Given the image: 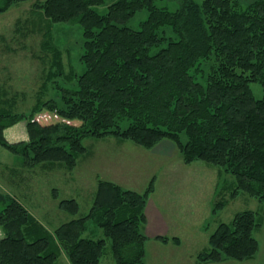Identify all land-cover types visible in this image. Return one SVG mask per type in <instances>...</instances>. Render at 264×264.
Returning <instances> with one entry per match:
<instances>
[{"label":"trees","instance_id":"obj_1","mask_svg":"<svg viewBox=\"0 0 264 264\" xmlns=\"http://www.w3.org/2000/svg\"><path fill=\"white\" fill-rule=\"evenodd\" d=\"M27 1L0 0V14ZM105 1L45 0L36 6L52 23L83 27L85 71L65 76L55 55L59 73L51 72L47 83L62 76L76 86L55 82L58 99L38 100L28 115L12 112L10 101L0 105V145L26 166L63 163L72 170L88 137L125 139L149 149L168 139L186 164L202 161L235 177L232 200L247 194L264 204V0H179L176 11L154 0H116L100 14L95 8ZM144 10L148 18L141 28L129 27ZM253 84L262 88L261 98ZM43 110L59 121L32 122ZM23 120L29 142L10 144L5 130ZM154 183L140 194L99 181L86 216L75 218L77 200L60 202L74 218L53 233L21 202L0 194V264H56L63 253L71 264H100L108 245L116 264H145L146 208ZM91 223L104 237L96 236ZM261 227L259 213L236 214L210 235L199 262L254 259V233Z\"/></svg>","mask_w":264,"mask_h":264},{"label":"rangeland","instance_id":"obj_2","mask_svg":"<svg viewBox=\"0 0 264 264\" xmlns=\"http://www.w3.org/2000/svg\"><path fill=\"white\" fill-rule=\"evenodd\" d=\"M154 1L160 8L170 11H176L180 6L179 0ZM44 2L29 0L0 14V105L10 101L15 113L28 115L38 100L47 103L58 99L55 82L59 87L76 86L73 81L67 83L62 76L47 83L51 72L59 73L55 55L61 56L58 62H61L65 76L71 72L77 76L85 71L81 61L85 44L83 27L50 22L36 8ZM114 2L116 0H106L95 9L106 14ZM147 18L146 10L139 12L128 26L139 30ZM48 43L51 49L47 48ZM252 86L255 95L261 98L260 85ZM31 121L51 125L59 119L43 110ZM27 123L23 120L9 128L12 130L6 132L9 130L6 129V140L10 144L29 142ZM83 144L86 152L72 170L63 163L26 166L23 157L0 145V194L21 202L47 231L53 233L74 218L59 208L62 200H77L80 211L75 218H80L89 214L99 181L112 182L142 194L155 179L154 192L147 205L159 211L156 221H161L164 227L158 229L146 224L145 264H204L199 262L198 256L209 248L210 235L221 223L232 222L236 214L243 211L259 213L262 223L254 233L259 241L256 257L245 262L229 260L206 264H264V204L247 194L232 200L230 195L236 187V178L231 174L202 161L186 164L178 146L168 139L151 149L114 137H88ZM222 201L226 202L225 207L216 210ZM90 226L98 238L104 237L100 228L92 223ZM159 234L169 238V242L154 238ZM4 236L5 232L0 228V238ZM173 238H178L180 243L174 242ZM109 250L100 264H116ZM56 264L71 263L63 253Z\"/></svg>","mask_w":264,"mask_h":264},{"label":"crops","instance_id":"obj_3","mask_svg":"<svg viewBox=\"0 0 264 264\" xmlns=\"http://www.w3.org/2000/svg\"><path fill=\"white\" fill-rule=\"evenodd\" d=\"M10 130H12V129H9V130H7L6 132H8V131H10ZM25 133V132H24ZM23 137H25V136H23ZM22 137V138H23ZM146 217H147V225H149V224H151V227H153V228H156V227H158V229H159V226L161 227V228H163L164 227V225L161 223V221H159V222H157L156 220L157 219H159V211H157V209H155V208H149V206L147 205V208H146ZM160 223V224H159ZM157 233V232H156ZM155 233V234H156ZM162 235V234H161ZM160 234L159 235H157V236H155L154 238H157V237H164V236H161ZM178 244L180 243V242H177Z\"/></svg>","mask_w":264,"mask_h":264}]
</instances>
